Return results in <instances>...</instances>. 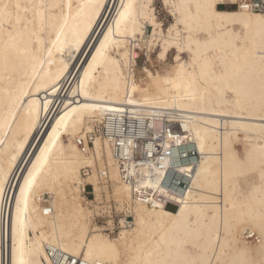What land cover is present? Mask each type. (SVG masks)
I'll return each instance as SVG.
<instances>
[{"label": "bare ground", "instance_id": "1", "mask_svg": "<svg viewBox=\"0 0 264 264\" xmlns=\"http://www.w3.org/2000/svg\"><path fill=\"white\" fill-rule=\"evenodd\" d=\"M149 2L0 0V264H51L46 244L84 260V183L134 218L94 242L91 263L264 264V13L233 29L246 37L244 50L230 32L194 26L183 67L171 48L159 67L147 62L158 77L144 78L138 59L147 50L136 49L138 71L128 76L118 54L133 33L138 44L151 40ZM123 112L168 123L159 170L173 142L191 140L202 155L190 193L171 199L175 211L151 198L148 177L123 182L109 139L94 135L87 152L78 146Z\"/></svg>", "mask_w": 264, "mask_h": 264}, {"label": "snow or ice", "instance_id": "2", "mask_svg": "<svg viewBox=\"0 0 264 264\" xmlns=\"http://www.w3.org/2000/svg\"><path fill=\"white\" fill-rule=\"evenodd\" d=\"M159 13L157 6L152 3V0L145 5L147 9L144 15L145 23L152 25V37L149 41L144 38L143 44H138L135 41V33L128 46V51L122 55L118 54V65L122 72H126L128 76L134 77L138 71L136 57L139 53L136 49H146L145 56L147 57L146 66L140 68L139 71L144 78L155 79L159 72L150 71L147 62H151L156 67L170 60L169 50L175 48L176 67L180 65L181 53L192 51L194 42V26L195 30L204 32L207 36L214 33L221 34L230 32L234 37L233 47L237 50H244L247 47V40L243 32L237 33L233 31L236 26L242 28L248 26V22L252 19L251 13L255 10L256 0H158ZM261 12L264 13V6L261 7ZM258 19L264 22V14ZM187 34V35H185ZM210 41H205L209 43ZM199 44V40H195ZM154 45H158L155 49L158 55L155 61L152 60ZM259 63L264 76V47H261L258 53ZM163 168V165L161 166ZM166 177L157 173L154 181L147 185L153 190V195L158 197L161 202L166 198L175 200V194L164 183ZM30 183V182H29ZM137 191H140L138 188ZM154 203V201H153ZM91 212L84 220V243L81 247L87 246L88 253H81L85 256L83 264H89L88 257L92 253L93 244L97 239L105 240L106 236L114 234L117 227L114 214L112 213L110 204H104L102 196H98L97 202L89 206ZM121 223H123L121 221ZM123 233H121V238ZM91 238V239H89ZM107 246H111L112 241H105ZM211 264V262H209Z\"/></svg>", "mask_w": 264, "mask_h": 264}, {"label": "built area", "instance_id": "3", "mask_svg": "<svg viewBox=\"0 0 264 264\" xmlns=\"http://www.w3.org/2000/svg\"><path fill=\"white\" fill-rule=\"evenodd\" d=\"M251 3L252 0H249ZM264 6V0H256L255 10L261 11ZM145 59V56H141ZM140 58V59H141ZM139 59V60H140ZM168 123L165 119H150L145 116H137L128 112L108 115L97 127L95 133H90L87 139L78 140V146L83 152H87L88 146L93 144V136L98 134L109 139L114 146V156L120 168L121 178L124 183L131 184L136 182V177L146 176L150 182L154 181L155 175L160 173L166 177L164 183L175 194L176 199H183L192 190L196 169L202 160V155L196 150L195 143L191 140L178 144L173 142L167 150L169 157V166L164 170H159L158 160L160 153V143L165 142V131L168 130ZM183 130V127L181 128ZM161 137L156 138V134ZM90 173L89 168L83 169V176L87 177ZM102 178L106 174H101ZM82 194L86 203L90 206L97 202L98 198L95 189L90 184L82 185ZM153 200L164 204L167 208L171 205L178 208L171 198H166L163 202L156 197ZM104 204H110L114 220L117 225L115 233L121 230L131 228L134 224V218L127 212L119 213L116 210V202L113 198L102 196ZM121 221L123 223H121ZM247 240L253 241L254 236L247 237ZM45 252L51 264H83V259L74 258L56 246L45 245ZM89 264H98L91 263Z\"/></svg>", "mask_w": 264, "mask_h": 264}, {"label": "rangeland", "instance_id": "4", "mask_svg": "<svg viewBox=\"0 0 264 264\" xmlns=\"http://www.w3.org/2000/svg\"><path fill=\"white\" fill-rule=\"evenodd\" d=\"M156 6H157V12L159 13L158 0H157V2H156ZM150 31H151V28H150ZM142 55H143V54H142ZM142 55H141V56H142ZM144 56H145V55H144ZM140 58H141V57H140ZM140 58H139V59H140ZM139 59H138V67H139V68H142V67L146 64V58H145V59H142V58H141L140 60H139ZM168 209L171 210V211H175V210H176V208H175L174 206H171V205L168 207Z\"/></svg>", "mask_w": 264, "mask_h": 264}]
</instances>
